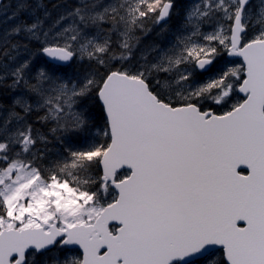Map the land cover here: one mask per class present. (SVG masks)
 Returning <instances> with one entry per match:
<instances>
[{"label": "snow or ice", "instance_id": "obj_1", "mask_svg": "<svg viewBox=\"0 0 264 264\" xmlns=\"http://www.w3.org/2000/svg\"><path fill=\"white\" fill-rule=\"evenodd\" d=\"M177 7L0 0V264H264V0Z\"/></svg>", "mask_w": 264, "mask_h": 264}, {"label": "rangeland", "instance_id": "obj_2", "mask_svg": "<svg viewBox=\"0 0 264 264\" xmlns=\"http://www.w3.org/2000/svg\"><path fill=\"white\" fill-rule=\"evenodd\" d=\"M49 1H52V0H49ZM53 1H55V0H53ZM72 2L73 3H70V4H60V7L58 8V9H56L57 10V14H56V16L59 14V13H61V12H63V10H64V8L65 7H72L71 5H75L76 4V2H77V0L75 1V0H72ZM193 2V0H190V4ZM4 5L5 6H7L9 3H11V5H15V0H5L4 2ZM179 3V2H178ZM53 5H57V4H53ZM52 5V6H53ZM50 7V6H49ZM48 7V8H49ZM13 8V7H12ZM51 9V10H50ZM53 9V10H52ZM11 8H9V10H8V14L10 15L11 14ZM49 10L50 11H52V14H54V8L53 7H51V8H49ZM56 16H53L54 18L56 17ZM174 20H175V18L174 17H172L171 18V21L172 22H174ZM4 21V16L3 15H0V29H3V28H6V27H8V25L11 23V21H8L7 23H4L3 22ZM180 22V21H179ZM179 23H177L176 25L173 23L172 25H171V28H172V30L174 31L175 30V27L178 25ZM152 26V25H151ZM147 27L148 28H150L151 29V27H150V25L148 24L147 25ZM152 31V30H151ZM149 32V34L144 38V40L142 41V45H147V44H151V43H155V44H159V43H161V41H156L155 39H157V38H162L163 37V35H158V33L160 32V30H157V32L155 33V34H153L154 32H155V29L152 31V32ZM153 34V35H152ZM165 36H167L168 37V39L170 38V34H166ZM77 62H78V60H75L73 63H72V65L71 66H69L68 67V69H70V73L73 71V69L75 68V66L74 65H77ZM216 65H217V67H218V69H220V70H224V69H226L227 67H232V66H235V65H237V64H240L241 63V61H239V60H226V59H224L222 56H220L219 58H217V60H216ZM219 64H221L220 66H219ZM68 69H67V72H68ZM205 71V70H204ZM221 71H219V70H215V71H212V72H210V73H207V74H203L202 75V78L203 79H208V78H210V77H215L216 75H218L219 73H220ZM236 98H239V94L236 96V97H234V99H236ZM5 103H8V101H7V99L5 100ZM213 108H215V109H217L218 110V112L219 111H221V109L220 108H218V107H216V106H213ZM97 129H99V128H97ZM96 129H93V130H90V131H85L84 133H81V136H83V137H87L88 138V140H91V132H94ZM49 137H51V135H49ZM48 137V139L50 140V141H52L53 140V138L51 137V138H49ZM52 142H54V144H56L55 143V141H52ZM51 144V143H50ZM40 145H38V147H39ZM49 147V146H48ZM77 252H78V250L76 251V252H74L73 254H77ZM214 255H215V258H217V259H219L220 257H221V253H220V251H214ZM201 264H203V262H201Z\"/></svg>", "mask_w": 264, "mask_h": 264}, {"label": "trees", "instance_id": "obj_3", "mask_svg": "<svg viewBox=\"0 0 264 264\" xmlns=\"http://www.w3.org/2000/svg\"><path fill=\"white\" fill-rule=\"evenodd\" d=\"M51 7H53V6H51ZM51 7H49V8H51ZM177 13V12H176ZM177 15V14H176ZM42 60H45L43 57L41 58ZM85 63V64H84ZM81 66H80V64L79 65H74L75 66V68L73 69V71L70 73V69H68V72H67V70L66 71H64L68 76H70V77H73V78H75V76H76V74L77 73H81L82 72V70H83V68L84 67H86L87 66V62L85 61ZM79 68H81L82 70H80ZM88 109H89V112H90V115H91V112H92V122H95V125H96V130H97V128H99V129H101V128H103V126H104V123H105V120H104V114H103V111H102V107H101V105H100V103L98 102V101H96V100H90V101H88ZM93 106V107H92ZM97 107V108H96ZM95 109H97L98 110V113H97V110H96V113L94 114V112H95ZM94 114V115H93ZM96 115V116H95ZM94 120V121H93ZM39 124H37L36 126H37V128H42L41 130L42 131H44V132H47V127L45 128V127H42L41 125H39ZM96 130L94 131V132H91L92 134H91V139L94 137V135H95V133H96ZM79 140H81V141H83V142H88V141H90V140H88V138L85 136V137H83V136H81L80 135V137L78 138ZM52 141H54V140H52ZM53 144H49L48 146H49V148H55L57 145L56 144H54V142H52Z\"/></svg>", "mask_w": 264, "mask_h": 264}, {"label": "bare ground", "instance_id": "obj_4", "mask_svg": "<svg viewBox=\"0 0 264 264\" xmlns=\"http://www.w3.org/2000/svg\"><path fill=\"white\" fill-rule=\"evenodd\" d=\"M76 1V0H75ZM70 3H73L72 2V0H55V1H52V2H49L48 4H57V5H60V4H70ZM71 6H73V5H71ZM51 7V6H50ZM59 8V7H58ZM58 8H54V14H52V16H56V14H57V10L56 9H58ZM51 10V9H50ZM53 10V9H52ZM52 12V11H51ZM177 23H179V21H176L175 22V20H174V24L176 25ZM155 30H156V32H157V28H155ZM155 32V33H156ZM153 33V32H152ZM153 35V34H152ZM75 61V60H74ZM84 63V62H83ZM80 64V66L82 65L80 62H77V65H79ZM85 64V63H84ZM82 67V66H81ZM80 70H82L81 68H79ZM83 71V70H82ZM7 101H8V103H10V98H8L7 99ZM93 107V106H92ZM97 108V107H96ZM96 110L97 109H95V112H94V114L96 113ZM90 113V112H89ZM97 113H98V110H97ZM93 114V115H94ZM91 115H92V112H91ZM90 115V116H91ZM96 116V115H95ZM92 117V116H91ZM94 121V120H93ZM93 123H95V122H93ZM40 125V124H39ZM38 125V126H39ZM37 127V126H36ZM46 128V127H45ZM42 129V128H41ZM93 130V129H92ZM52 137V136H51ZM51 137H49V138H51ZM51 140V139H50ZM51 144H53V143H51ZM50 146V145H49Z\"/></svg>", "mask_w": 264, "mask_h": 264}, {"label": "water", "instance_id": "obj_5", "mask_svg": "<svg viewBox=\"0 0 264 264\" xmlns=\"http://www.w3.org/2000/svg\"><path fill=\"white\" fill-rule=\"evenodd\" d=\"M229 57H232V56H229ZM69 64V63H68Z\"/></svg>", "mask_w": 264, "mask_h": 264}]
</instances>
